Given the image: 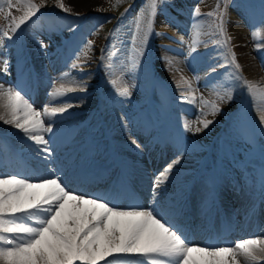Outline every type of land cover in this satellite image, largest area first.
Returning <instances> with one entry per match:
<instances>
[{
    "label": "rangeland",
    "instance_id": "1",
    "mask_svg": "<svg viewBox=\"0 0 264 264\" xmlns=\"http://www.w3.org/2000/svg\"><path fill=\"white\" fill-rule=\"evenodd\" d=\"M89 2L88 0H79L73 3L72 0H65V3L72 10L71 13H65L55 6L53 0H48V5L43 7L41 12L33 17L26 26H22V30L18 32L12 41L6 42L3 50L11 49L10 53L8 55L0 53V61L3 59L9 61L8 72H1V74L11 75L10 78H15L13 74L19 66L20 72L25 67L21 68L20 63H25L23 59L27 55L42 53V55L47 54L55 59L48 64L53 75L44 76L40 79V85L45 88L46 95L59 79L62 80L66 77L67 71L64 70L66 67L68 73L73 77L71 83L81 82L79 86H87L88 92L86 95L89 94L88 97H91L87 99L89 102L80 103L72 100L71 102L77 106L70 109L82 110L76 117L85 115V118L88 116L78 126L76 123L73 128L70 126L72 128L70 139L76 142L74 145L77 144L78 148L87 146V151L91 153L86 155L85 161L91 157L100 161L104 160L106 163L109 161V157L106 155V149H108L106 145L110 138L113 140V136L110 135L109 137V130L114 127L115 119L120 117L127 122L133 119L135 129H138L137 126L139 125L146 130V133L143 134L145 135L143 140H137L141 145L140 148H145V154L143 153L140 158L132 159L137 168H148V164L150 165L149 160L153 158L151 157V151L154 143L151 142V138L154 139L158 136L162 137L160 139L163 141L166 139L165 148L167 149L163 150L166 155L156 154V160L163 159L164 161L166 159L164 163L168 164L175 160L179 150L183 149V156L179 165L180 167H189L191 163L195 164L190 167V171L196 166H204L207 170L212 162L204 160L201 165L197 163L210 152L211 158L217 164L222 175H229L234 179H240L241 175L245 181V169L248 166L242 172L239 168L240 166H246L251 160L260 168L259 173H264V131L261 130L258 123L257 105L249 98L243 86L228 75L234 72L231 66L218 68V71L210 77L205 75L209 66L225 64L224 56L227 53L223 48L201 46L193 56L188 57L186 55L188 52L187 44L191 42V34L194 31L193 25L196 23V19L193 17L195 6L199 5L201 12L207 13L214 10L217 0H166V3L159 8L154 25L155 32L162 35L153 33L141 66L134 73L128 70L134 56L130 44L131 29L134 17L145 6L147 0H121L119 3L117 0H89ZM125 9H128V11L121 18L120 13L124 12ZM13 12L17 16L21 14L15 9ZM198 19L202 22V31L209 32L210 28L208 26L212 25L214 20L206 16ZM224 19L226 32L231 37L230 46L242 66L243 76L264 87V0H230ZM6 23L3 17L0 16V26H4ZM73 26H76L75 31L70 30ZM117 27L120 28V31L117 34L116 43L121 51L112 61L107 58L102 60V55L107 56V51L110 50V45L113 42L109 33ZM254 31L257 32L255 38L252 35ZM181 37H183L184 42L181 41ZM208 38L207 36L201 37V39ZM215 38L220 39L221 37L217 36ZM88 40L94 41L92 50L85 48ZM39 41H43L47 47L42 49ZM257 44L260 45L259 50L256 47ZM102 49L105 50L103 53ZM83 51H88L87 57L81 54ZM78 55L80 56L79 64L83 67V71L72 67L73 64L77 63L76 58ZM164 57L170 59L172 63H167L163 59ZM110 62L116 64L115 76H110L108 74L109 69L105 67ZM0 67H2V64H0ZM122 71L125 73V80L134 85L132 88L133 94L130 98L115 95L112 86L108 83L109 79L119 77ZM59 72L62 74L60 75ZM54 74L60 76L57 77ZM181 75L188 78L198 75L200 77L198 82L199 92L203 93L205 97L213 98L210 88L216 80H223L226 86H232L236 89L234 101L231 104L222 105L224 111L221 114L215 117L209 116L208 118L215 119L216 123L199 135L185 132L182 127L185 121L191 123L196 120L199 104L192 105L179 102L173 77L178 80ZM77 93L82 92L78 91ZM38 106L41 107L43 104L40 103ZM141 108H143L142 113L137 115L138 110ZM66 123L68 125L71 122L67 121ZM217 124H219V127ZM80 126L82 130H80L79 135L77 132L81 128ZM7 135V137L4 136L8 139L10 148L16 150L26 162L33 160L29 163L33 171L40 166L43 167L49 164L37 158H30L27 154L29 152L25 150L33 151V146L29 145L22 137L15 138L10 134ZM111 139L110 142L115 143ZM89 140H96L95 143L97 142V144L94 143L92 146L89 143L85 146L82 144ZM68 143L69 141H64V144L56 149L58 151L53 150V152L61 154L66 152L65 149H62L67 147ZM213 145L214 150H212ZM253 145H256L257 148L253 149ZM126 147L132 152L131 149L136 146L127 144ZM59 148H62V152H59ZM7 156L0 159V166L3 161H6L4 165L10 161ZM67 157L65 160L56 161V167L61 163L62 165L65 163L67 165L72 164L70 160L67 161ZM117 160L116 158V162ZM85 161L76 159L75 163L82 164ZM96 164L93 163V165ZM167 164L160 169L162 170ZM176 166L179 167L178 164ZM71 168L75 171L78 167L72 165ZM182 172L188 176L192 174L186 171ZM5 173H0V175L8 174ZM62 174L64 175V172ZM223 178L234 182L226 176H223ZM184 180L186 181L187 178H184ZM253 180V176L247 178L250 183H253ZM241 182L240 180L237 184ZM253 205L254 203L250 207H253ZM141 206L148 207L149 205L143 204ZM251 210L254 211V209ZM163 215L165 214L163 213ZM260 216L264 217V214L262 213ZM263 224L264 218L262 219ZM215 246H220V244L218 243Z\"/></svg>",
    "mask_w": 264,
    "mask_h": 264
},
{
    "label": "snow or ice",
    "instance_id": "2",
    "mask_svg": "<svg viewBox=\"0 0 264 264\" xmlns=\"http://www.w3.org/2000/svg\"><path fill=\"white\" fill-rule=\"evenodd\" d=\"M121 2V0H117ZM230 0H217L214 10L201 12L195 6L191 42L187 44V56L191 57L201 46L223 48L225 64L209 66L205 75L212 76L218 68L231 66L234 72L228 75L243 86L249 98L258 107V123L264 131V87L247 79L242 74V66L230 46L231 37L225 28V16ZM56 7L65 13L71 8L65 0H53ZM166 0H147L133 20L130 37L131 51L134 56L128 69L135 72L141 66L150 38L155 33V17ZM48 5V0H0V16L7 22L0 26V50L6 42L12 41L36 17L41 9ZM19 11V16L13 10ZM128 9L120 13L122 18ZM212 18L210 31H202L199 17ZM102 27V26H101ZM73 26L72 31H75ZM117 27L109 35L112 37L107 58L112 61L121 48L116 43ZM253 37L257 32L252 33ZM202 36L209 37L201 39ZM221 37L216 39L215 37ZM183 41V37H181ZM123 43L122 41L120 42ZM40 47L47 45L39 41ZM259 50L260 45L257 44ZM85 48L92 50L94 41L88 40ZM102 53L105 51L101 50ZM88 56V51L81 53ZM73 68L83 71L79 64L80 56ZM167 63L172 61L164 57ZM0 72L7 73L9 61H0ZM109 75H116V64L105 65ZM68 74L66 73L65 76ZM122 71L117 78L109 79L115 95L123 98L132 96L134 85L125 80ZM200 77L192 78L181 75L173 77V83L181 103L196 105L198 116L194 122L183 123V130L192 135H199L216 123L215 117L224 111L222 105L231 104L235 99V87L226 86L223 80L211 84L213 98L199 92ZM81 82L60 83L48 93V102L37 108L30 95L18 84L0 82V122L13 127L31 142L37 159L50 163L53 150L50 147L54 132V118L66 114L77 105L70 101V96L77 91L87 94V86ZM83 100V97H80ZM58 105V106H57ZM138 149L141 145L130 141ZM183 156V149L175 160L159 171L152 181V201L148 207L133 206L121 208L104 196L94 197L78 194L70 190V182L60 172L48 168L46 177L29 178L19 173L0 175V264H264V235H258L235 242L234 245L202 246L193 244L181 229L163 215L153 205L159 190L166 185L176 164Z\"/></svg>",
    "mask_w": 264,
    "mask_h": 264
},
{
    "label": "bare ground",
    "instance_id": "3",
    "mask_svg": "<svg viewBox=\"0 0 264 264\" xmlns=\"http://www.w3.org/2000/svg\"><path fill=\"white\" fill-rule=\"evenodd\" d=\"M77 1H79V0H72L73 3L77 2ZM88 2H89V0H88ZM89 4H90V2H89ZM10 51H11V49L0 50V53H3L2 55H4V54L8 55L10 53ZM36 54L37 55L33 54V55H27L24 57L23 60L25 61V63L24 64L22 63L23 65L20 63V65L22 66L21 68H23L24 66L25 67L22 69L21 72L19 71L20 66L15 70V72L13 74V75H15V78H10V77H12L11 75H3L0 72V82H3L6 86L9 83L18 84L21 88L24 89V91L26 93H28L30 95V97H31L32 101L35 103L36 107H39L38 105H40V103H42L44 105L46 102H48V99H49L48 94L46 95L45 88L42 85H40V79H41V77H44V76L53 75V73L51 72L52 70L50 69L48 64H49V62L51 63V61L55 60V59H53L50 55H47V54H43V55H42V53L41 54L36 53ZM4 58H6V57H4ZM64 70H65V72L67 71L68 75L62 80L59 79V81L56 82L54 84V86H58L60 83L71 84L70 81L73 77L68 73L69 71H68L67 67ZM59 74L61 75L62 73L59 72ZM54 75L57 77L60 76L57 74H54ZM54 80H55V78H54ZM88 95H85L83 93H77L76 95L74 94V95L70 96V101L75 100V101H78L80 103L81 102L86 103V102H89V100H87V99L91 98V97H88ZM80 97H83V100H81ZM85 109H87V108H85ZM81 111L82 110H80V109H75L73 111L69 110L66 114L54 118V122H53L54 132L52 134H50L51 135L50 147L52 148V150L56 151V149L60 146L61 143H63V141H70L71 145L76 143L75 141H73V139L72 140L70 139V134L72 133V128H73V127L71 128L70 126L73 123L78 122L80 119L83 118V117H76V116H78V114ZM82 115H84V114H82ZM115 120L116 121H115L114 127L110 128V130H109V137H110V135H111V137L113 136L114 141L111 138L110 139L115 143H110V139H109L108 140V148L115 155H117L121 160L124 161L123 170H122V168H118V167H115V169L104 168V169H107V171H105L103 173V176H93L92 177V175H91L86 180L85 179L81 180V183H79V184L84 183V184H82V186H78L76 183H71L69 181L70 182V190L74 189L78 193H81L82 195H86V193H88L89 195L97 196V197L104 196L107 199H110L114 205L119 206L121 208H125V209L133 207V206H141L143 204H147L148 201L150 203L149 205H152L153 201H152V192H151L152 187H151V185H152L153 178L158 173L157 169H160L163 166L162 165L160 167L161 163L163 162V159H158V160L152 161L150 163V167L148 169L147 168H137L135 166V170H134V166L131 164V158L132 157L136 158L138 156L143 155L145 150L142 148L138 149L136 147H133L131 149L133 152L132 153L127 149L126 146H127V144H132L130 142L131 140L137 141V140L143 139V137H145V135H143V134L146 133V130L143 128H140V127H138V129H135L133 127V121H134L133 119H130L128 121L129 123L127 121L121 119L120 117H118V119H115ZM67 121H69L71 123L70 124L68 123V125H67V123H66ZM80 130H82V127L77 132L79 135L81 133ZM0 134H3L0 136V155H1L0 159H4L5 156H7V154H9L7 156V158H8V160H10L7 163L8 165L7 164L4 165V163H6V161L2 162V165L0 166V173H5V172L8 174L19 173L24 177H29V178L35 179L37 177H40L39 175L47 176L46 170L48 168L56 170L57 172H60L64 169V167L61 165H57L58 167H56V161L64 159V157L66 156L65 152H62L63 154H61V155L53 152L54 155L51 157V162L47 166L46 165L43 167L40 166L39 168H37V170H34V171L32 169H28L25 159L23 157H21L16 150H14L13 148H10L9 141L6 138L8 136L7 134H10V135L14 136L15 138L19 136V137H22L23 140L27 141L24 138L23 134L20 133L18 130H15L13 127L4 124L3 122H0ZM4 135H6V137ZM212 138H213V136H212ZM95 139H96V137H95ZM95 141L96 140H89L88 142H85L82 144L85 146V145H88V143H89L90 146H92L95 143ZM27 143L29 145H31V142L27 141ZM27 143H26V145H27ZM96 143H95V145H96ZM80 148H82V147L80 146L77 149L76 155L78 157L86 156L87 155L86 153L88 152L87 146L85 148H82L81 150H80ZM71 150H74V148H72ZM25 151L29 152L27 154L30 156V158H33V159L36 158L33 151H31V150H29V151L25 150ZM25 151H24V153H25ZM129 155L131 156V158ZM83 160L85 161V158ZM90 161L95 162V163L97 162V160L93 159V158H90V159L87 158L85 162H87L86 164H89ZM52 164H53V166H52ZM98 166L100 167L99 164H98ZM73 167H75V166H73ZM178 169H179V167H177L175 165L169 182L159 190V193L161 191H163L165 188H171V186H177V185H178V189H179L178 191H183V189L181 190V188H183V184H187L190 182L192 174L190 176H188L187 174L184 175V172L178 171ZM76 170H78V168H76ZM191 171H192V173L193 172L197 173V176H195V181L193 180V186L196 190L195 194L197 192H200L198 194L199 197H197V203H198L199 207L206 208V205H208L207 208L205 209V211L208 209L210 212L211 211L210 208H214V206H212V204L210 202L208 203V200L209 199L211 200L213 193H215L214 196H216V192L218 193V190L220 188L225 189L229 193V196H230V202L229 203L232 206L228 208L230 210H225L226 221L222 220L219 216H217L213 222V223H216V226L221 228V230H222L221 232L218 233V235L215 234V235H212L209 237H207L206 235L197 236L195 234V231L193 233L192 230L185 229V228L182 229V226H179V228L181 229L183 234L187 237V239L190 242H192L193 244H198V245H202V246H209V245L214 246L217 243H219L220 246L221 245L231 246V245H234L235 242H237L239 240L258 236V235H264V224L262 225V223L258 222V219L256 217H254L255 211L256 210L259 211L260 207L264 204V203H258L256 205V203H255V200L257 199V197L259 195V191L261 193V188L264 184V176L262 174H259L258 179L256 181H254V183H253L254 185L252 187L248 186L249 184H252V183H250L246 180L247 178H249V176L256 175L257 171H256V168L253 164L249 165L245 169V171H246L245 181H242L239 184H235L234 182H230V181H227L226 179H224L221 172L218 170V168L215 166V164L213 162L209 165L207 170H206V168H204V166L203 167L196 166L195 168H192ZM91 172H94V171L91 170ZM123 174H125L124 176H126V179H128L129 182L132 184L133 190L129 189L127 191L126 195L122 196V199H121V197L120 198L116 197L114 192H113V195L112 194L110 195V197L113 196V198H110V197H107L104 193H102L103 191H100V190L98 192L96 191L97 193H93V191H91V185L92 184L97 183L98 187L100 188L101 187L100 185L103 183V180L105 178H111L109 180V182L111 184V189L114 187H117V182L122 177ZM178 174H180V175H178ZM184 178L185 179L187 178V180L185 181ZM202 182H204V183L207 182V188L206 189L203 187ZM85 184H87V185L84 187L83 185H85ZM137 188L140 190L139 192L136 190ZM124 189H126V188L124 187ZM101 190H102V188H101ZM202 191H203V193H202ZM119 192H121V191L119 190ZM119 192H117V193H119ZM158 198L159 199H156L155 204L153 206H155L157 208L165 209L164 207L166 206V204L168 202L161 201L160 197H158ZM249 201L254 203L252 208H250L251 204L246 206V204H248ZM210 204H211V206H210ZM241 208H244V209H241ZM251 209H254V211H252ZM168 210H169V208H168ZM186 211L187 210L184 209V214H186ZM240 211H242V212H240ZM194 214L195 215L192 217V219H190L192 226H193L192 229H194L196 227L201 229V230L203 228L206 229V227L209 226L208 225L209 224L208 219L206 218V215L201 214V213L199 214L198 210L196 211V208H195ZM240 216H241V219H244V220L249 217V222H247L244 225L237 226L238 222L236 223L235 220L238 219ZM168 220H170V219H168ZM170 221L172 222L173 220H170ZM225 222H227L228 225H231V227L227 231H225L226 230V224H224ZM181 223L184 226L185 225L188 226L186 224V222H184V221H182ZM233 225H235V226L233 227ZM213 237H216V238L214 239ZM101 264H103V262H101Z\"/></svg>",
    "mask_w": 264,
    "mask_h": 264
}]
</instances>
